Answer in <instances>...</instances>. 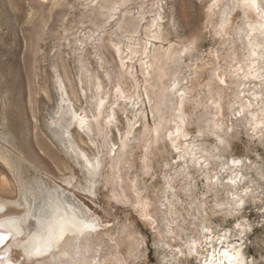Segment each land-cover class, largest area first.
<instances>
[{"label":"rangeland","instance_id":"374dc122","mask_svg":"<svg viewBox=\"0 0 264 264\" xmlns=\"http://www.w3.org/2000/svg\"><path fill=\"white\" fill-rule=\"evenodd\" d=\"M89 1L0 0V147L18 155L10 145L23 128L21 151L33 161L25 175L95 223L64 258L63 247L28 258L23 245L37 230L30 213L0 256L11 264H171L175 255L205 264V241L226 234L249 264H264V65L254 78L250 14L240 0ZM157 15L159 29H149ZM130 50L140 53L129 60ZM95 83L106 96L97 120ZM121 92L131 102L116 100ZM71 111L88 129L65 128ZM173 118L183 119V137L172 133ZM82 154L93 159L92 177ZM236 173L242 179L232 186ZM15 178L0 162V199L17 201L0 214L24 210Z\"/></svg>","mask_w":264,"mask_h":264},{"label":"bare ground","instance_id":"6f19581e","mask_svg":"<svg viewBox=\"0 0 264 264\" xmlns=\"http://www.w3.org/2000/svg\"><path fill=\"white\" fill-rule=\"evenodd\" d=\"M41 1L42 2H45L46 0H41ZM94 1L95 0H91L89 2L93 3ZM240 4L244 8V11H246V12H248L250 14V19H253V21L255 22V25H250L249 26V30H250V35L249 36L250 37H248V38H251L252 37V40L253 39L256 40V43H257V45L255 44L256 49L254 48L255 50L253 49V51H250L249 52L250 53L249 54V57L252 58L253 60H254V57H255L256 58V61H253L254 63L250 64V67L249 68L251 70H253L254 78L257 79V77L261 74L259 72V70H261L262 68L260 69V67H261V65H264L263 63H261V61L263 60V58H260L261 57V54L263 53V49H264V48L262 49L263 46L261 47V43L263 41L262 42L260 41L264 37V11L261 9L262 8V5H264V0H256V6H254V7H251V6L246 5L245 0H240ZM117 5H118V3H113L112 2V4L108 7V9H107L108 14H107V18H106L107 20H109V19H111L113 17V13L117 10L116 9V6ZM119 6H124V5H119ZM157 16H156V18H153L151 20V24H150L149 29L154 28V27L156 28V30L159 29L158 19L160 20V17H159V15H157ZM249 46H251V45H249ZM255 46H251V49H252V47H255ZM142 51H143V55L145 57H147V55H148V52L147 51L148 50H147L146 45L143 47V50ZM139 53L140 52H138V51L130 50L129 55L126 56L125 58L126 59H129V60H133L134 57L136 58V56ZM169 54L167 53L166 55H164V58H166L169 61V63H174V58L172 56H170L171 54L170 55ZM118 59H119V57H118ZM153 59H154L155 62L160 61L161 60L160 54L155 53L153 55ZM121 66L124 67V63H123V60L122 59H121ZM157 70L158 71L156 72V77L155 78L158 79L157 81H160L159 79H161L162 78L161 76H163V74H162L163 73L162 72L163 71V68L160 67ZM141 71L143 73V68L141 69ZM219 77H221V74H219ZM98 84H99V82H98ZM98 84H96L94 86V90L96 91V93L94 92L95 95L93 94L94 95V97H93L94 98V108H95V115L93 117L94 119H96L97 117H99L101 115V110H102L103 105H104V100L106 99L105 98L106 97L105 94H102V95L101 94H98V90L101 88V86L99 87ZM160 87L161 86H159V88ZM254 94H255V92H254ZM256 95L255 96L254 95H252V96L250 95L251 96V99L258 100L257 97H259V96H256ZM161 97H163V96H161ZM174 97H176V96H174ZM119 98L120 99L122 98L124 101L127 100V101L131 102V100L129 98H126V97L123 96L122 92L120 94H118V96H116V100L119 99ZM173 101H175V104H174L175 106H179L180 108L182 107L183 103H182V101L180 99L178 101L177 100H173ZM132 105H135V103H132ZM233 106H234V104H233ZM75 112L74 111H71L70 112L69 120H67V123H66L65 128H68V127L70 128L73 125H77L78 129H80V130H83L84 128L88 129V126L85 124L86 123V120L84 118H82L84 115L81 117L79 114H78L79 115L78 116ZM121 112L123 113V111H121ZM252 115H254V114H252ZM252 117H253V121H254L255 115L252 116ZM173 119H174V122H175V128H174V132L172 131V133L176 136V138L183 137L185 135L184 130H183V125H184L183 119H181V118H177V119L173 118ZM105 124H107V123H105ZM97 127H99V125ZM132 128H133V126L129 124L127 126V129L125 131V134L123 133L124 136L122 138H120L121 140H119V141L121 143V147L122 146L124 147L125 140L127 139L128 135H130ZM98 130H99V128H98ZM157 130H159V129H157ZM157 132L159 133V131H157ZM24 134H25V130L22 128L19 131V137H18L17 141L16 142H13V140H12V142H11L12 145H10L11 147L13 146L15 148V150L19 153L18 155L12 154L8 150H5V148L2 149L0 147V162L3 165H5L7 168H9V170L16 177L15 178V180H16L15 182L17 183L18 196L20 197V199L22 201V204L24 206V210L22 209L23 212L21 214H14V213H13V215H7V214H2V213L0 214V232H3L4 234L7 235L8 232L11 231V235L9 236L10 238L11 237L17 238V237L21 236V234L23 233V228H22V224H21L22 220L25 219L30 213H33V215L36 218L37 230H36V232L33 235H31L30 237H28L27 238V241L24 243V245H23L24 254L28 258H30V257H32V258L34 257L35 258V257H40V256L43 257V255L46 256V254H48L50 252H53V251L60 252L59 250L63 247L64 250L63 251L61 250V251L63 252V257L62 258H64V255H68V253L66 252L67 250H65L66 247L68 249L72 248L71 242L73 243V241H76V242L77 241H80L81 238H83L85 235H87L90 231H92L95 228V225H94L95 223H93V221L90 220V219H88V218H85V217L80 216V214L75 210V208H73L71 205L63 202L58 197H56L51 192V189L50 188H47V189H44L43 190L42 189L43 184H46V185H48V184L47 183H44L43 181H41L40 177L28 178V176L25 175V173L29 172V167H30L29 165H31V163L33 161L30 160V159H28L27 157H25L24 154H22V151H21V148L22 147L21 146H22V142L24 141ZM169 138H170V136H169ZM113 146L114 145H112V147ZM125 147H126V145H125ZM183 150H184V148H183ZM111 151H113V148L111 149ZM190 151H192V150H190L188 148L186 150V155L185 156H187V159L192 164L194 162V160H193V158L191 156V152ZM199 153H201V152H199ZM185 156H183V158ZM82 157L84 159V166L86 168V171H87L88 175L90 177H92L93 174H94V171H95V165L92 162L93 159L92 160L88 159L85 156V154L84 155L82 154ZM198 157H200V156H198ZM201 157H202V155H201ZM197 160L199 161V159H197ZM212 176L214 177L213 173H212ZM241 176L238 173H236L235 175L233 174V176H232L233 178L230 180V185L234 186L236 184V182H238V181H240V179H242ZM233 181H235V182H233ZM46 185H44V186L46 187ZM232 186H230V187H232ZM28 199H30L33 202L35 200H37V203L34 204V205H32L31 203L28 202ZM16 203H17V201L16 202H12V201H8L6 199H2L1 198L0 199V211L3 208H6L7 205H9V204L12 205V204H16ZM212 238H213V236H212ZM212 238L210 237L207 240V241L210 240V245L211 246H209L206 243V241L204 243V245L207 246L206 247L207 248L206 249V256H205V260H204L205 261V264H207V262H209V261H212L213 264H216V262L221 261V260L224 262V264H229L228 260L223 255H221V253L225 249H227L229 251V255L230 256H232V257L235 258L236 264H249L247 262L245 256H244L243 251L241 249V246L239 244H233V243L232 244H229V241L228 242H225V239L228 238V235L224 234L222 237L218 238L220 240V241H218V243H217L216 238L214 240ZM65 241H68V242H66L65 244H63ZM37 248L40 249V254H38V255L37 254H34L35 253V249H37ZM28 252H32L33 254L32 255H28L27 254ZM2 253L4 254V253H7V252L5 250ZM174 256L172 255L171 256L172 258H170L171 259V264H180L179 259L178 258H175ZM62 258H60V260H63ZM68 258L71 259V257H68ZM6 260L7 261L9 260V259H7V256L5 257V261H4L5 263L2 262V261H0V264H6Z\"/></svg>","mask_w":264,"mask_h":264},{"label":"snow or ice","instance_id":"6c2138e0","mask_svg":"<svg viewBox=\"0 0 264 264\" xmlns=\"http://www.w3.org/2000/svg\"><path fill=\"white\" fill-rule=\"evenodd\" d=\"M245 3H246V5L251 6V7L256 6V0H245ZM182 95L183 94L181 93V96ZM233 163L234 164H238L239 161H233ZM233 182H235V181H233ZM241 203H242V201H241ZM237 227H239V225H237ZM205 232H207V229H205ZM10 235H11V231H9L7 235L4 234L3 232H0V244H4V242L9 238ZM206 243L209 246H211L210 245V240L206 241ZM27 254L28 255H32L33 253L32 252H28ZM34 254H37V255L40 254V249L39 248L35 249V253ZM221 255H223L228 260L229 264H236L235 258L229 255V251L227 249H225L221 253ZM0 261H5V257L0 256ZM6 264H11V261H6ZM207 264H213V262L209 261V262H207ZM216 264H224V262L221 260V261L216 262Z\"/></svg>","mask_w":264,"mask_h":264},{"label":"water","instance_id":"95a60500","mask_svg":"<svg viewBox=\"0 0 264 264\" xmlns=\"http://www.w3.org/2000/svg\"><path fill=\"white\" fill-rule=\"evenodd\" d=\"M9 238H10V237H9ZM9 238L4 242V244L9 240ZM4 244H1V245H0V248H1Z\"/></svg>","mask_w":264,"mask_h":264}]
</instances>
